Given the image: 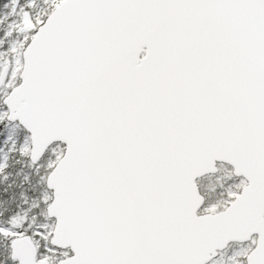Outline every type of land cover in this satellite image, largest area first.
<instances>
[{
  "label": "snow or ice",
  "instance_id": "1",
  "mask_svg": "<svg viewBox=\"0 0 264 264\" xmlns=\"http://www.w3.org/2000/svg\"><path fill=\"white\" fill-rule=\"evenodd\" d=\"M0 264H264V0H0Z\"/></svg>",
  "mask_w": 264,
  "mask_h": 264
}]
</instances>
